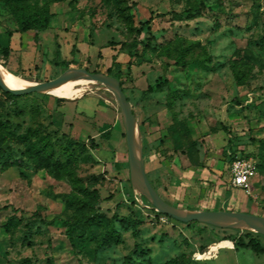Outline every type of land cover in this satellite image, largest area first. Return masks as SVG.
Instances as JSON below:
<instances>
[{
  "label": "rangeland",
  "instance_id": "obj_1",
  "mask_svg": "<svg viewBox=\"0 0 264 264\" xmlns=\"http://www.w3.org/2000/svg\"><path fill=\"white\" fill-rule=\"evenodd\" d=\"M22 1L44 7L47 22L22 32L14 7L0 0V66L39 84L71 68L109 75L120 61L144 170L163 199L180 210L211 211L205 207L214 201L215 211L264 217V0H125L124 11L115 0ZM145 22L150 33L141 39L149 49L128 68ZM181 39L196 44L185 59H202L208 69L175 64ZM90 90L65 100L41 92L9 97L0 87V264H264V256L238 247L246 229L181 223L139 196L115 96L102 84ZM34 132L50 138L63 161L69 147L76 158L69 175L26 156L24 136ZM246 155L258 173L250 193H238L230 159ZM211 169L223 176L210 182ZM77 183L97 192L94 204L107 217L138 223V237L119 220L110 245L95 226L94 238L75 233L71 245L66 232L76 213L69 197L80 194ZM217 185L228 189L225 203L213 194ZM200 190L203 207L187 205ZM221 241L233 249L202 258Z\"/></svg>",
  "mask_w": 264,
  "mask_h": 264
},
{
  "label": "trees",
  "instance_id": "obj_2",
  "mask_svg": "<svg viewBox=\"0 0 264 264\" xmlns=\"http://www.w3.org/2000/svg\"><path fill=\"white\" fill-rule=\"evenodd\" d=\"M9 4H11L15 9V14L19 19V25L22 32H27L32 29L38 28V26L42 23L45 24L47 22L48 16L44 7L39 6L38 4L31 5L22 0H8ZM117 6L124 11L126 8L125 0H115ZM45 21V22H44ZM149 22H145L141 24V26L137 29L138 38L136 40V50L134 53H130V60L127 62V67L131 68L134 65L135 61L143 59L146 56V53L149 49L148 40L141 39L143 34L150 33ZM185 40L178 41L179 54L177 56V61L175 64L177 66L186 67L190 64H196L200 67H204L206 69L209 66L199 58H194L191 61H187L185 56L196 46V44L188 43V46H183ZM167 55L171 57L170 51L167 50ZM5 54L8 55V50H5ZM108 74L114 78H116L121 86L123 84V64L115 60L112 63V66L108 69ZM5 94L9 97H15L11 93ZM37 134L35 132L31 135H25V142L28 143L26 149V156L30 159H33L35 162L41 164L45 168L51 167L54 171L58 173H71V166L75 162L76 158L73 156L69 147H65L62 150V154L65 158L61 156H57L56 147L53 145V142L50 138L46 136L40 138H34ZM249 158L248 155L243 156ZM223 175L220 174V177ZM149 178V177H148ZM153 188L157 191L158 188L154 185V183L149 178ZM77 189L80 194H72L70 195L69 203L75 209L74 222H72L66 232V238L70 242L71 245L73 243V235L79 234L80 237H83L86 233L91 238L95 237L94 226L103 227L105 229V233L101 238V243L103 246H108L111 244L113 239L118 238V232L116 231L115 222L119 221L124 224H131L134 226L133 236L138 237L137 226L138 223L132 221L128 217L117 218L114 215L112 218L107 217L103 212H100L98 206L94 204V200L98 198V194L95 191H90L85 188L82 184L77 183ZM243 235L238 242L239 248H247L252 250L259 256H264V245L257 238H252V235H255L254 232L249 230H244ZM257 237H262L258 235ZM245 238H248V242H245ZM264 238V237H262ZM163 264H198L193 261H184L181 259H173Z\"/></svg>",
  "mask_w": 264,
  "mask_h": 264
},
{
  "label": "water",
  "instance_id": "obj_3",
  "mask_svg": "<svg viewBox=\"0 0 264 264\" xmlns=\"http://www.w3.org/2000/svg\"><path fill=\"white\" fill-rule=\"evenodd\" d=\"M76 73L83 74L84 76H87L90 79H92L94 82L102 84L105 90L112 92L113 95L115 96L116 102L118 103V106L121 109L124 120L131 178L133 180V176H136L139 179L144 189L148 202L155 208L157 212H159L162 215L168 216L174 220H177L181 223L199 222V223L217 224L220 226H227V227H237V228L253 231L264 236V217L262 216H257L244 212H229V211L198 212V211L180 210L170 205L161 197V195L153 188L145 173L143 166L142 142L139 152L137 151L136 148L135 130H137L139 133L140 131L132 109V104L127 99L124 90L121 86V83L116 78L110 75L93 73L86 69L71 68L53 81L39 83L30 88L13 90L3 86L1 82H0V87L4 92L11 93L14 96L28 95L31 93L41 92L43 89L47 87L58 85L63 81H65L66 79H68L69 77L75 75ZM221 222H226L227 224L222 225L220 224Z\"/></svg>",
  "mask_w": 264,
  "mask_h": 264
},
{
  "label": "bare ground",
  "instance_id": "obj_4",
  "mask_svg": "<svg viewBox=\"0 0 264 264\" xmlns=\"http://www.w3.org/2000/svg\"><path fill=\"white\" fill-rule=\"evenodd\" d=\"M0 82L6 88L13 90L26 89L37 85L36 83L24 77L13 74L12 72L8 71L2 66H0ZM97 84L100 83L94 82L92 79H90L87 76H84L83 74L76 73L75 75L69 77L62 83L55 86L47 87L43 89L41 92L44 94L56 96L60 99L76 100L80 95L83 96L85 94L88 93L90 94L94 92L96 89L90 90L91 86ZM135 142H136L137 151L139 152L141 147V139H140V133L137 130H135ZM132 181L135 192L141 197L145 195L144 189L139 179L136 176H133ZM220 224L225 225L227 223L221 222ZM221 248L231 249L233 248V243L230 241H221L215 246H210L208 251L204 254H201V256L203 259H211L213 257H216L219 249Z\"/></svg>",
  "mask_w": 264,
  "mask_h": 264
},
{
  "label": "built area",
  "instance_id": "obj_5",
  "mask_svg": "<svg viewBox=\"0 0 264 264\" xmlns=\"http://www.w3.org/2000/svg\"><path fill=\"white\" fill-rule=\"evenodd\" d=\"M230 184L233 188L250 193L252 180L258 173L257 162L253 158L243 156L230 159Z\"/></svg>",
  "mask_w": 264,
  "mask_h": 264
},
{
  "label": "crops",
  "instance_id": "obj_6",
  "mask_svg": "<svg viewBox=\"0 0 264 264\" xmlns=\"http://www.w3.org/2000/svg\"><path fill=\"white\" fill-rule=\"evenodd\" d=\"M215 173H217V172H215V170H213V169H211L210 170V178H208V180L210 181V182H214V179L215 178H218L219 179V177H220V174L221 173H217L218 175H219V177L217 176H215L214 174ZM211 177H214V179L213 178H211ZM201 178H204V177H201ZM221 178V177H220ZM163 180V179H162ZM164 181V180H163ZM172 182H173V179H172ZM171 185H173V184H171ZM171 185L169 186V190H171ZM217 187L218 188H214V192H213V194L215 195V192H218V194L220 195L221 194V196L220 197H222L223 198V202L225 203L226 202V197L228 196V194H229V192H228V189H226V187H224V186H219V185H217ZM168 188V187H167ZM166 189V187H164V190ZM194 191H195V189H193ZM233 190H236L238 193L239 192H242L241 190H239V189H236V188H233ZM160 194V193H159ZM161 195V194H160ZM161 197H162V195H161ZM163 198V197H162ZM167 202V201H166ZM203 203V200H202V197H201V190L199 191V193H197V192H193V196H192V198L190 199V201H188V204L187 205H191V206H193V207H195V208H197V207H203L201 204ZM210 204V207H205V209H209V210H211V211H215L216 210V208H215V204H214V201H212L211 203H209ZM197 211V210H196ZM229 249V248H228ZM233 249V248H232Z\"/></svg>",
  "mask_w": 264,
  "mask_h": 264
}]
</instances>
